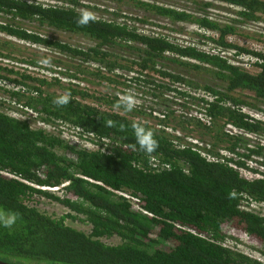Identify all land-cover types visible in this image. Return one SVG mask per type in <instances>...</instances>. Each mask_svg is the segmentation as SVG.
Masks as SVG:
<instances>
[{"label": "trees", "instance_id": "obj_1", "mask_svg": "<svg viewBox=\"0 0 264 264\" xmlns=\"http://www.w3.org/2000/svg\"><path fill=\"white\" fill-rule=\"evenodd\" d=\"M123 1L135 2L133 13L80 26L78 0H0V92L35 122L68 127L94 148L0 112V213L18 215L11 228L0 224V263L264 264L223 231L257 241L264 260V214L250 210L264 211V52L229 41L239 26L264 23V0L202 4L233 8L232 26ZM180 22L216 36L182 45L173 28ZM42 29L90 44L76 47ZM18 43L49 55L23 59ZM231 51L237 61L225 56ZM187 68L215 82L201 86L181 72ZM66 93L68 104L53 103ZM129 97L131 111L123 106ZM133 123L153 132L151 154L136 143ZM43 199L69 213H42Z\"/></svg>", "mask_w": 264, "mask_h": 264}, {"label": "rangeland", "instance_id": "obj_2", "mask_svg": "<svg viewBox=\"0 0 264 264\" xmlns=\"http://www.w3.org/2000/svg\"><path fill=\"white\" fill-rule=\"evenodd\" d=\"M27 1H35L39 2L40 4L44 5H59L61 6H71V3L69 5L64 2H71L72 0H27ZM79 6L77 8V11L81 12L82 10H87L92 14L93 17H96L98 19H110L114 20L117 16V14L123 13V12H131L133 13L134 8L136 7L135 2L131 1H123V0H78ZM150 3H154L158 6H164L168 8H172L178 11L186 10L189 13H196L198 15H205L208 14L211 17V20L218 22L221 25H230L232 26L234 24V21L239 20L237 16L233 15V8L222 5L219 3H214L215 5L213 7L205 8L202 4L206 3V0H197L198 4L194 3V0H147ZM89 5V6H88ZM97 5V7H96ZM92 7V8H91ZM142 17L141 15H139ZM122 21V20H121ZM177 24V25H176ZM235 25V24H234ZM178 30L180 33L179 35H176L177 38H179V43L182 45H187V42H194L198 44L200 39L204 38L201 41H208L207 38H214L216 34L214 32H209L207 30L200 29L198 26L180 22L175 23V27H173ZM238 28L241 29L240 36L231 37L230 42L247 47L250 49H254L256 51H263L264 52V23H255V24H249V25H243L239 26ZM41 32L53 34L58 38L60 41L67 42L74 46H81V45H88L89 40L84 37L79 36H65L62 34H57L55 32L51 33L50 30H41ZM243 35V36H242ZM207 47L208 50L211 48L213 49L212 44ZM18 46L20 48H24L20 50L18 53H16V56H23V59H34V60H41L43 59L42 55H49V51L44 48L40 47H31L28 46L29 49L25 48L26 45L18 43ZM211 49V50H212ZM34 54L36 56H34ZM233 52H227L225 54L226 57H229L233 60ZM44 60V59H43ZM45 60L48 61V58ZM42 61V60H41ZM66 61V59H64ZM247 62V61H246ZM175 66V65H174ZM175 70V69H173ZM251 72H254L255 70H250ZM181 72L188 74V79L194 82H197L199 85H211V83H214L215 80L212 77H209L205 75L204 73L198 72L197 70L187 68L185 70H181ZM50 74V73H49ZM48 73H46L47 77H50ZM195 93L197 90H192ZM201 93V90L199 92ZM11 100V101H10ZM13 100L9 98L8 95H4L2 92H0V112L6 113L10 115L11 117H17L23 120H28L31 122V126L33 128H41L48 132H51L53 135L60 137L62 140H64L67 143H74L78 145L79 147H86L88 149H93L92 145H88L84 140L82 136H79L75 133V131L71 130L68 127L65 126H58V127H52L48 125H44L39 122H35L36 116L30 113H25V111H19L20 108L15 106V102H12ZM177 103H183V101H180L179 99H176ZM179 108L177 105L174 106V108ZM248 111V110H247ZM23 112V113H22ZM253 115H255L257 118H262V116L259 113L252 112ZM259 142L264 145V138H258ZM248 176V175H247ZM252 177V176H251ZM56 191V190H51ZM61 191L58 192V195H61ZM38 209L48 216H51L53 218H60L61 216H64L68 214V210H66L64 207L56 204L55 202H52L50 200H42L40 204L38 205ZM256 213L264 214V211L260 209L259 206L254 204L252 206V209ZM67 225L72 226L73 228H76L82 232L88 233L90 232V228L86 227L80 223L74 222L72 220H67ZM223 231L232 238L239 239L241 241V244H239L236 248L237 251L243 252L245 255L256 259V260H262L261 257L258 256V252L255 250L257 248H261L260 244L253 240L251 237H248L244 234L238 233L228 226H225L223 228ZM112 244L118 243V240H110ZM235 245L234 241L229 243V246L233 247ZM236 246V245H235Z\"/></svg>", "mask_w": 264, "mask_h": 264}, {"label": "clouds", "instance_id": "obj_3", "mask_svg": "<svg viewBox=\"0 0 264 264\" xmlns=\"http://www.w3.org/2000/svg\"><path fill=\"white\" fill-rule=\"evenodd\" d=\"M94 17L87 10H82L77 19V24L80 26L87 25ZM43 63L47 64L48 61L45 60ZM70 93H66L62 96H57L53 103L57 106H63L69 103ZM123 106L126 110L131 111L134 108V102L132 99L126 98L123 101ZM110 123V122H109ZM132 129L136 137V143L139 145L140 149L146 154H151L158 147V142L154 139L153 132L150 129L145 128L142 125L133 123ZM234 195V193L232 194ZM18 215L14 212L0 213V224L5 227L11 228L17 221Z\"/></svg>", "mask_w": 264, "mask_h": 264}, {"label": "built area", "instance_id": "obj_4", "mask_svg": "<svg viewBox=\"0 0 264 264\" xmlns=\"http://www.w3.org/2000/svg\"><path fill=\"white\" fill-rule=\"evenodd\" d=\"M233 57H234V54H233Z\"/></svg>", "mask_w": 264, "mask_h": 264}, {"label": "water", "instance_id": "obj_5", "mask_svg": "<svg viewBox=\"0 0 264 264\" xmlns=\"http://www.w3.org/2000/svg\"><path fill=\"white\" fill-rule=\"evenodd\" d=\"M0 264H3V263H0Z\"/></svg>", "mask_w": 264, "mask_h": 264}]
</instances>
